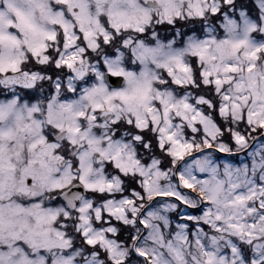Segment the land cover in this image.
<instances>
[{"label":"snow or ice","instance_id":"6c2138e0","mask_svg":"<svg viewBox=\"0 0 264 264\" xmlns=\"http://www.w3.org/2000/svg\"><path fill=\"white\" fill-rule=\"evenodd\" d=\"M0 264H264V0H0Z\"/></svg>","mask_w":264,"mask_h":264}]
</instances>
